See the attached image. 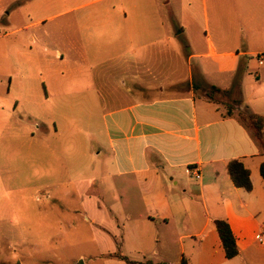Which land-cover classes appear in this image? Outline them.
I'll return each instance as SVG.
<instances>
[{
    "label": "crops",
    "instance_id": "1",
    "mask_svg": "<svg viewBox=\"0 0 264 264\" xmlns=\"http://www.w3.org/2000/svg\"><path fill=\"white\" fill-rule=\"evenodd\" d=\"M54 3H63V14L96 4V19L61 27L91 28L105 47L89 88H67L63 73L50 76L51 88L30 87L36 107H74L91 92L90 107L100 109L81 129L99 151L74 141L72 162L90 169L74 179L75 211L90 219L95 260L128 264L110 256L119 252L135 264H264V149L237 116L264 117V0L30 1L45 10ZM62 40L66 51L81 54L80 39L67 33ZM210 86L221 91L215 100L207 96ZM41 123L39 134L50 133ZM1 126L0 139L9 134ZM40 155L49 161L52 150L30 148V156ZM233 159L250 171V191L232 182ZM216 219L230 225L234 258L225 255Z\"/></svg>",
    "mask_w": 264,
    "mask_h": 264
},
{
    "label": "rangeland",
    "instance_id": "2",
    "mask_svg": "<svg viewBox=\"0 0 264 264\" xmlns=\"http://www.w3.org/2000/svg\"><path fill=\"white\" fill-rule=\"evenodd\" d=\"M30 1L0 0V120L1 128L9 132L0 139V264H78L81 260L102 264L95 260L98 249L90 219L75 211L80 204L74 179L90 175V169L72 166L74 143L79 139L89 143L81 129L98 117L96 110L100 109L90 107L91 92L70 108L53 102L36 107L30 102V87L46 83L51 88L50 76L58 73L64 74L60 80L67 88L91 86V70L106 61L105 47L91 28L61 26L96 19L97 5L63 14V3L45 10L35 9ZM38 20L41 23L32 24ZM67 33L81 40L77 45L81 54L64 49L62 39ZM181 67L187 68L185 61ZM77 68L82 74L75 72ZM17 98L20 102L15 107ZM41 122L50 127L47 135L37 130ZM15 133L19 136L13 141ZM47 145L52 150L49 161L42 155L30 156V148L44 150ZM88 146L91 152L99 151L95 144Z\"/></svg>",
    "mask_w": 264,
    "mask_h": 264
},
{
    "label": "trees",
    "instance_id": "3",
    "mask_svg": "<svg viewBox=\"0 0 264 264\" xmlns=\"http://www.w3.org/2000/svg\"><path fill=\"white\" fill-rule=\"evenodd\" d=\"M242 71H238L235 79L234 86L236 89L239 87V79ZM221 92L215 86H210L207 90V96L210 100H215L214 95ZM238 94H240L238 89ZM227 115H235L232 111L227 110ZM237 116L251 129L254 137L258 140L262 148L264 149V117L254 114V113H238ZM228 173L231 177L232 182L236 187L243 188L246 191L252 189V182L250 178V171L244 166V164L237 159L231 160L227 165ZM260 174L264 180V161L260 165ZM214 225L218 231L220 241L225 251V255L228 259L234 258L239 254V249L236 244L235 236L232 233L229 223L225 219H216L214 220ZM127 262L128 264L138 263L136 261L130 260L127 256L121 255L119 252L111 254ZM151 262H148L150 264ZM181 264H189L188 261L183 258Z\"/></svg>",
    "mask_w": 264,
    "mask_h": 264
},
{
    "label": "built area",
    "instance_id": "4",
    "mask_svg": "<svg viewBox=\"0 0 264 264\" xmlns=\"http://www.w3.org/2000/svg\"><path fill=\"white\" fill-rule=\"evenodd\" d=\"M193 175H194L196 178L199 177V175H198L197 173H193Z\"/></svg>",
    "mask_w": 264,
    "mask_h": 264
}]
</instances>
